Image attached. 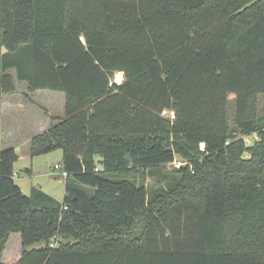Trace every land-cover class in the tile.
I'll return each mask as SVG.
<instances>
[{
  "label": "trees",
  "instance_id": "16d2710c",
  "mask_svg": "<svg viewBox=\"0 0 264 264\" xmlns=\"http://www.w3.org/2000/svg\"><path fill=\"white\" fill-rule=\"evenodd\" d=\"M17 81L65 94L28 142L65 192L0 148V264H264V0H0V115Z\"/></svg>",
  "mask_w": 264,
  "mask_h": 264
},
{
  "label": "rangeland",
  "instance_id": "374dc122",
  "mask_svg": "<svg viewBox=\"0 0 264 264\" xmlns=\"http://www.w3.org/2000/svg\"><path fill=\"white\" fill-rule=\"evenodd\" d=\"M12 71V70H11ZM120 79H117V74H115V81L119 82L122 79V73ZM25 84L21 83L18 84V88L23 89ZM53 92V90H52ZM56 97L52 95L50 92L45 94L44 99L56 102L57 107L63 109L64 104V93L60 91H54ZM30 94V93H29ZM26 98L28 96L23 93ZM48 95V96H47ZM32 97V94H30ZM59 98V100H58ZM262 98V97H261ZM34 99L37 101L39 100L38 94L34 93ZM229 101V110H228V124L229 126H233V112H232V96H228ZM50 104V103H49ZM53 104V103H52ZM55 104V103H54ZM45 106H49L48 103L44 104ZM41 109V108H40ZM42 112L47 113L48 111L44 108L41 109ZM62 112V110H61ZM164 115L169 118L173 117V112L170 110H164ZM4 125V124H3ZM1 130L4 132L5 129L2 126L1 120ZM1 131V132H2ZM256 135L251 134L249 136H245L244 140L247 144H249L252 139H255ZM15 145V152L17 154V159L13 163V176L16 184L19 185L23 194L28 195L32 187H37L44 191L45 193L49 194L53 198L61 201L64 196V177L60 174L61 171V158H62V151L61 149H56L54 151L31 156L29 152V144L25 140H20L14 143ZM3 141H0V148H5ZM59 165V168H56L55 165ZM179 160L176 159L172 163L167 164L166 172L163 175L164 177L158 179L146 176L145 182L147 183L148 187L152 189H160L167 185L169 181L172 179L170 176L172 175V171L174 168L179 165ZM29 170V171H28ZM140 176L138 175V179L140 180ZM43 243H36L34 247L41 246ZM21 246H20V236L17 232H12L9 234L6 243L4 244L2 250V260L5 264H12L20 256Z\"/></svg>",
  "mask_w": 264,
  "mask_h": 264
},
{
  "label": "crops",
  "instance_id": "0c3cea01",
  "mask_svg": "<svg viewBox=\"0 0 264 264\" xmlns=\"http://www.w3.org/2000/svg\"><path fill=\"white\" fill-rule=\"evenodd\" d=\"M21 83L25 84L23 89L18 88L20 82L17 81L16 90L13 93H5L1 96L0 141H3L4 145H6L5 147H13L14 149V143L17 141L23 139L29 142L31 137L47 130L53 123L51 117L59 119L64 114V104L61 112L56 102L43 98L47 92L56 97L57 95H55L54 91L38 89L29 92L27 84L25 82ZM23 93L29 98H26ZM29 93L32 94V97H30ZM34 93L38 94L39 100L36 101L34 99ZM46 103L49 106H45L44 104ZM40 108H44L48 112H42ZM1 120L2 126L5 129L4 132L1 130Z\"/></svg>",
  "mask_w": 264,
  "mask_h": 264
},
{
  "label": "built area",
  "instance_id": "2783aa9c",
  "mask_svg": "<svg viewBox=\"0 0 264 264\" xmlns=\"http://www.w3.org/2000/svg\"><path fill=\"white\" fill-rule=\"evenodd\" d=\"M55 167L56 168H59V165H55ZM61 169V171H60V174L65 178V176H66V171L65 170H63L62 168H60ZM97 169V168H96ZM64 208H66V206H64ZM51 245H52V243H51Z\"/></svg>",
  "mask_w": 264,
  "mask_h": 264
},
{
  "label": "bare ground",
  "instance_id": "6f19581e",
  "mask_svg": "<svg viewBox=\"0 0 264 264\" xmlns=\"http://www.w3.org/2000/svg\"><path fill=\"white\" fill-rule=\"evenodd\" d=\"M116 74H117V79H120V77H121L120 72H117Z\"/></svg>",
  "mask_w": 264,
  "mask_h": 264
}]
</instances>
